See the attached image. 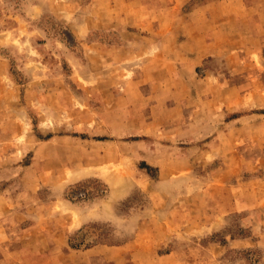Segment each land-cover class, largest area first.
<instances>
[{
  "label": "rangeland",
  "instance_id": "rangeland-1",
  "mask_svg": "<svg viewBox=\"0 0 264 264\" xmlns=\"http://www.w3.org/2000/svg\"><path fill=\"white\" fill-rule=\"evenodd\" d=\"M0 264H264V0H0Z\"/></svg>",
  "mask_w": 264,
  "mask_h": 264
}]
</instances>
